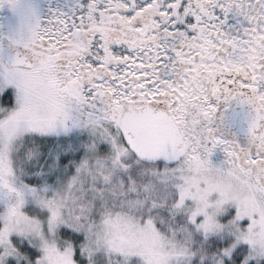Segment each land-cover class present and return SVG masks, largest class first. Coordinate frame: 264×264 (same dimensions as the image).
<instances>
[{"label": "snow or ice", "instance_id": "snow-or-ice-1", "mask_svg": "<svg viewBox=\"0 0 264 264\" xmlns=\"http://www.w3.org/2000/svg\"><path fill=\"white\" fill-rule=\"evenodd\" d=\"M0 264H264V0H0Z\"/></svg>", "mask_w": 264, "mask_h": 264}]
</instances>
